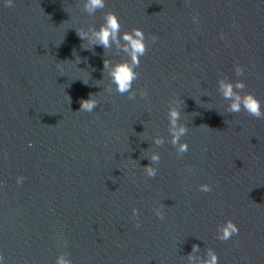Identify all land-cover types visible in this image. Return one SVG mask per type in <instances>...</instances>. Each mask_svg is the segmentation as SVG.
<instances>
[{
	"label": "water",
	"instance_id": "water-1",
	"mask_svg": "<svg viewBox=\"0 0 264 264\" xmlns=\"http://www.w3.org/2000/svg\"><path fill=\"white\" fill-rule=\"evenodd\" d=\"M86 2L0 0V264H204L210 250L264 264V118L230 113L220 88L244 80L264 109V0H105L94 14ZM109 11L121 29L105 49L93 29ZM134 27L148 50L129 99L109 73L131 60ZM90 94L98 106L80 111ZM229 219L239 234L221 241Z\"/></svg>",
	"mask_w": 264,
	"mask_h": 264
},
{
	"label": "clouds",
	"instance_id": "clouds-1",
	"mask_svg": "<svg viewBox=\"0 0 264 264\" xmlns=\"http://www.w3.org/2000/svg\"><path fill=\"white\" fill-rule=\"evenodd\" d=\"M13 0H6L7 5H12ZM105 7V0H87L84 5L85 11L89 14H94L97 9H103ZM198 17H193V20L198 22ZM121 29V22L119 16L113 12L109 11L105 14L104 22L100 25L98 29H93V44L102 45L105 49L111 47V42L115 41L119 43V34ZM78 36L83 40L87 37V32L83 30H77ZM123 40L126 42L124 45V51L129 54L131 60H123L117 62L113 67L109 75L112 78L113 84L116 86V90L121 95L125 93H129V99H134L136 93L132 92L133 83L139 78L140 73L136 71L141 63V57L144 56L148 50V43L146 40L145 32L140 27H134L131 31H125L123 33ZM158 36L153 34L151 35V41L156 42L158 40ZM221 38H223V33H221ZM110 60L104 61V67L108 68L110 64ZM235 73L237 76H242L244 73V66L237 64L235 67ZM246 83L244 80H236L235 82L228 80L220 81V88L223 92L225 99L231 100L228 111L230 113H239L242 110L247 112V114L254 118H264V109H262V102L258 97H256L253 93L247 92L242 94V90L246 88ZM140 95L147 96L148 92L146 90H141ZM94 94H90L88 99L81 100V108L80 111L92 112L98 106V100L94 98ZM169 117L171 124L173 125L172 134L173 140L172 143L174 145H179L178 151L179 153H186L189 149L188 143L185 141L184 143H180V137L183 136L187 132L186 127L177 128V121L180 117V110L176 107H173L169 111ZM157 144H162L163 141L158 139L156 141ZM161 157L159 154H154L150 158L149 165L145 168L147 175L149 177H155L157 175L158 169L152 167V164L158 163ZM24 177L20 176L17 178V183H22L24 181ZM200 190L203 192H211L212 185L211 184H202L200 186ZM138 209H133L134 214H138ZM165 215L164 212H158L157 216L163 218ZM139 222L137 223V227H139ZM218 239L221 241H227L231 239L234 235L239 234L238 225L231 219L226 222L218 225L217 228ZM198 246L193 247V251H196ZM3 254L0 253V261H3ZM58 264H70L69 261H66L63 257L59 258ZM204 264H219V256L217 252L211 251L209 252L208 259L204 262Z\"/></svg>",
	"mask_w": 264,
	"mask_h": 264
}]
</instances>
